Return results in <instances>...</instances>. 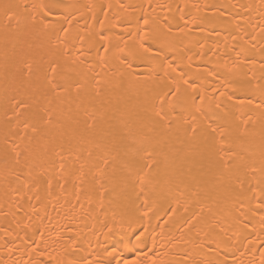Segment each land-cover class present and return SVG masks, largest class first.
Returning <instances> with one entry per match:
<instances>
[{
    "label": "bare ground",
    "instance_id": "6f19581e",
    "mask_svg": "<svg viewBox=\"0 0 264 264\" xmlns=\"http://www.w3.org/2000/svg\"><path fill=\"white\" fill-rule=\"evenodd\" d=\"M132 262L264 264V0H0V264Z\"/></svg>",
    "mask_w": 264,
    "mask_h": 264
},
{
    "label": "snow or ice",
    "instance_id": "6c2138e0",
    "mask_svg": "<svg viewBox=\"0 0 264 264\" xmlns=\"http://www.w3.org/2000/svg\"><path fill=\"white\" fill-rule=\"evenodd\" d=\"M42 7H48V6H42ZM51 11H52L51 7H48V10L45 12V16L50 15ZM61 30L64 31V29H61ZM148 50L149 49H145V51H148ZM53 71H55V69H53ZM50 83H51V86H52V90L54 92L56 91L57 88L61 87V85H59V84H55V83H52V82H50ZM169 94H171V93H169ZM16 107H18V108H29L30 105L27 103L26 100H17L16 101ZM157 115L160 116L161 119H163V116L161 115V113H157ZM47 122H50V120L47 121ZM33 131H36L35 125H33ZM193 131L195 132V129H193ZM132 264H135V262H132Z\"/></svg>",
    "mask_w": 264,
    "mask_h": 264
}]
</instances>
